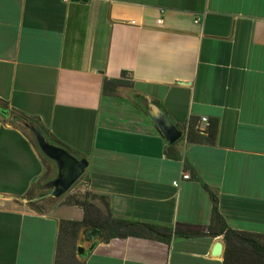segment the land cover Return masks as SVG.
<instances>
[{"label": "crops", "instance_id": "obj_1", "mask_svg": "<svg viewBox=\"0 0 264 264\" xmlns=\"http://www.w3.org/2000/svg\"><path fill=\"white\" fill-rule=\"evenodd\" d=\"M106 78L124 85L104 94ZM146 101L185 134L217 121L215 144L184 137L181 160L170 159ZM0 102L88 161L82 193L98 195L102 210L105 197L114 218L208 226L202 180L230 228L264 234V0H0ZM13 121L0 112V264H55L60 221L84 212L66 197L44 213L25 209L48 163ZM217 241L103 234L86 259L76 257L223 264L211 255Z\"/></svg>", "mask_w": 264, "mask_h": 264}, {"label": "trees", "instance_id": "obj_2", "mask_svg": "<svg viewBox=\"0 0 264 264\" xmlns=\"http://www.w3.org/2000/svg\"><path fill=\"white\" fill-rule=\"evenodd\" d=\"M123 85L124 83L121 80L106 78L104 82V94L112 93L116 88ZM21 119L24 124L28 122L31 124L33 121L30 120L31 118L25 116H22ZM36 126L44 132L51 144L63 147L77 158L83 159V157L72 151L61 141L51 136L42 126ZM217 131V121H211L205 131L196 130L190 125L185 134V138L189 143L214 145ZM179 142L175 144L166 143L165 151L170 159L181 160L180 152L176 149ZM200 182L202 187L208 192L212 202L211 221L208 226L178 224L175 228H169L151 223L116 219L112 216L105 197H99L104 204V209L102 210L93 203V199L98 195L90 192L84 193L83 196L81 194L68 195L64 200V204L81 208L84 212V218L81 221H60L55 264H83L76 257V245L80 230L83 227H94L99 229L104 234L105 242L116 237L123 238L132 236L156 240L170 245L174 238H194L203 236L215 238L223 236L225 243L223 264H264V234L238 231L230 228L219 212L218 193L208 187L202 180H200Z\"/></svg>", "mask_w": 264, "mask_h": 264}, {"label": "water", "instance_id": "obj_3", "mask_svg": "<svg viewBox=\"0 0 264 264\" xmlns=\"http://www.w3.org/2000/svg\"><path fill=\"white\" fill-rule=\"evenodd\" d=\"M144 107L159 134L168 144H175L185 137L184 130L175 124L158 104L146 101ZM24 125L33 134L40 152L57 166L55 178L46 182L44 187L50 190V194L54 198L64 196L85 173L88 168V161L84 158H77L63 147L51 144L38 126ZM102 239L103 233L99 229L83 227L77 242V257L80 260L86 259ZM224 248V243L217 241L211 255L222 258Z\"/></svg>", "mask_w": 264, "mask_h": 264}, {"label": "rangeland", "instance_id": "obj_4", "mask_svg": "<svg viewBox=\"0 0 264 264\" xmlns=\"http://www.w3.org/2000/svg\"><path fill=\"white\" fill-rule=\"evenodd\" d=\"M4 110L8 111L9 114H11L14 117L13 123H15V121L19 120V122L21 123V125L19 127L22 128L26 132V134H28L30 136V138L32 139V141L34 142L36 147L39 149L33 134L30 132V130L22 122V119H21L22 116L17 114V113H14L13 111L7 110L6 107L4 106V104L0 102V112H2ZM30 120H33L31 122V124H30V122H28L26 124L35 125V126L37 125V124L33 123L34 119H30ZM41 155H42V153H41ZM42 157L48 163L46 173H45L44 177L41 179V181H39L37 186L33 187L25 195V201H26V208L25 209L26 210H28V209L34 210V211L39 212V213H44V212L48 211L50 208H52L56 204H58L59 201H61V199L70 195V193L68 191L64 196H62L60 198H54L51 196L50 190L46 189L44 187L46 182L55 178L54 176L57 173V166L54 162H52L51 160H49L45 156L42 155ZM82 179L83 178H80L74 184L73 187L75 189H77V193L74 195H80V194L83 195L82 192H84V188H86V184ZM63 204H64V202H63Z\"/></svg>", "mask_w": 264, "mask_h": 264}, {"label": "built area", "instance_id": "obj_5", "mask_svg": "<svg viewBox=\"0 0 264 264\" xmlns=\"http://www.w3.org/2000/svg\"><path fill=\"white\" fill-rule=\"evenodd\" d=\"M200 22H201V18L198 17V18L195 20V23H196V24H200ZM157 24H158V25H161V24H162V20L159 19V20L157 21ZM202 121L208 123V119H206V118H203ZM188 179H190L189 172H184V173L182 174V180H188ZM179 183H180V181H176V182H174L173 184H174L175 186H178ZM73 186H74V185H73ZM73 186H72V187L70 188V190H69L70 195H74V194L77 193V189H75Z\"/></svg>", "mask_w": 264, "mask_h": 264}]
</instances>
